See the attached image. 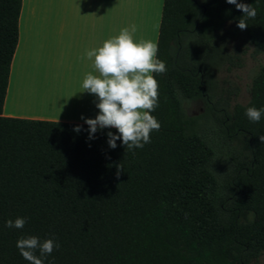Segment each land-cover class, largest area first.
<instances>
[{
  "label": "trees",
  "instance_id": "1",
  "mask_svg": "<svg viewBox=\"0 0 264 264\" xmlns=\"http://www.w3.org/2000/svg\"><path fill=\"white\" fill-rule=\"evenodd\" d=\"M21 1L0 0V264H28L22 234L58 241L45 264H260L264 117L244 109L264 106V63L249 101L230 110L215 74L237 66L235 32L264 54V0H243L257 10L243 30L225 0L162 1L160 128L133 150L108 147L115 129L89 140L87 125L2 116ZM198 100L203 113L188 115L182 103ZM17 216L23 229L4 227Z\"/></svg>",
  "mask_w": 264,
  "mask_h": 264
},
{
  "label": "crops",
  "instance_id": "2",
  "mask_svg": "<svg viewBox=\"0 0 264 264\" xmlns=\"http://www.w3.org/2000/svg\"><path fill=\"white\" fill-rule=\"evenodd\" d=\"M66 1L79 6L21 1L2 116L85 125L81 117L94 118L98 111L94 94L80 87L84 73L94 71L85 51L130 24L137 26L136 39L157 41L163 0L150 2L154 19L123 26H106V0Z\"/></svg>",
  "mask_w": 264,
  "mask_h": 264
},
{
  "label": "clouds",
  "instance_id": "3",
  "mask_svg": "<svg viewBox=\"0 0 264 264\" xmlns=\"http://www.w3.org/2000/svg\"><path fill=\"white\" fill-rule=\"evenodd\" d=\"M225 3L242 13L236 23L241 30L248 26L246 20L257 14L256 8L243 0H225ZM136 31L137 26L130 24L84 53L94 71L84 73L80 87L94 94L98 111L94 118L81 119L87 125L89 140L100 129H115V133H106L111 149L117 147V140L128 150L142 148L150 142V133L160 128V122L152 115L158 107L159 95L155 75L166 72L167 68L157 56L158 42L136 39L133 35ZM244 115L250 122L258 123L264 117V106L250 105L244 109ZM80 130L79 125L73 128L75 132ZM258 138L264 142V136ZM248 219H254L253 212L248 213ZM26 221L27 217L17 216L5 220L4 227L23 229ZM59 246L52 236L22 234L15 241L16 249L28 264H45L53 249Z\"/></svg>",
  "mask_w": 264,
  "mask_h": 264
},
{
  "label": "rangeland",
  "instance_id": "4",
  "mask_svg": "<svg viewBox=\"0 0 264 264\" xmlns=\"http://www.w3.org/2000/svg\"><path fill=\"white\" fill-rule=\"evenodd\" d=\"M74 2L67 4V1L63 3L61 0V8L78 7L79 5L74 4ZM150 2L151 0H106V26H123L134 21L137 23L145 22L146 17L152 19ZM156 11L153 12V16ZM98 21L96 20V22ZM232 44L238 50L237 66L230 68V70H220L215 74V92L218 97L224 98L227 103V110L236 104L245 105L249 101L252 79L264 63V54L256 52L249 43L242 39L240 33L235 32ZM217 96L215 99L218 98ZM182 104L188 115L198 116L204 111L203 103L200 100L184 101ZM259 263L264 264V254L259 258Z\"/></svg>",
  "mask_w": 264,
  "mask_h": 264
}]
</instances>
